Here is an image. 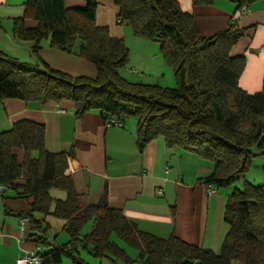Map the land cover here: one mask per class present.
<instances>
[{
	"label": "trees",
	"instance_id": "obj_1",
	"mask_svg": "<svg viewBox=\"0 0 264 264\" xmlns=\"http://www.w3.org/2000/svg\"><path fill=\"white\" fill-rule=\"evenodd\" d=\"M253 1L235 0L236 11ZM113 3L118 24L129 26L136 37L158 43L173 70L174 87L133 82L121 75L128 47L122 37L111 36L107 26L96 23L97 0H86L82 7H67L64 0H24L23 15L13 20V35L33 41L35 48L48 37L50 46L91 62L96 76H71L44 63L25 64L0 54V102L70 100L77 115L96 110L102 121L114 116L121 126L132 118L140 150L162 138L168 147L212 162L213 169L205 177L209 188L228 186L244 176L252 158L264 154V80L254 92L238 84L245 57L231 54V48L243 29L232 21L203 36L178 0ZM25 19L36 24L27 26ZM44 132L43 124L27 119L0 130V184L6 187L0 194L10 190L13 197L27 201L29 209L22 214L29 218L25 239L35 229L41 234L36 241L43 245L49 228L44 218L53 215L65 221L67 242L39 250L41 264L62 257L88 264L80 250L122 264H264V184L245 180L241 189L227 193L223 220L228 228L219 250L213 251L175 235L161 238L140 231L120 209L110 207L105 196L97 204L82 203L66 172L67 153L47 150ZM113 236L136 254L128 253Z\"/></svg>",
	"mask_w": 264,
	"mask_h": 264
},
{
	"label": "crops",
	"instance_id": "obj_2",
	"mask_svg": "<svg viewBox=\"0 0 264 264\" xmlns=\"http://www.w3.org/2000/svg\"><path fill=\"white\" fill-rule=\"evenodd\" d=\"M23 2L0 0V54L25 64L44 63L71 76L95 77L96 68L91 62L74 52L50 46L48 37L41 39L39 48H35L33 41L13 35V20L23 15ZM64 2L67 7H82L86 0ZM178 2L192 14L203 36L213 35L232 21L243 29V37L231 48V54H243L246 58L238 84L248 92L260 90L264 80V0H254L244 13L236 11L235 0H213L210 4ZM116 15L113 0H97L96 23L107 26L111 36L122 37L128 47V62L121 75L133 82L174 87L173 70L160 54L158 43L134 36L129 26L118 24ZM25 23L36 24L31 19H25ZM79 43L77 40L75 49ZM20 119L43 124L45 148L67 153L66 172L82 203L97 204L105 196L108 205L120 209L140 231L161 238L175 235L188 243L219 250L228 228L223 220L227 193L214 186V191H209L205 177L213 169L212 162L181 148L168 147L162 138L148 142L140 150L133 119L125 120L122 126L106 127L98 111L77 115L70 100L3 99L0 130L10 129ZM16 153L22 160V150ZM12 195L10 190L0 194V264H15L17 256L36 246L44 252L67 242L64 219L53 215L44 218L49 228L43 245L36 241L41 234L35 229H31L34 235L30 239H21L19 218L29 205ZM80 255L88 264H104L105 259L106 264H122L113 263L109 257H93L84 250H80ZM47 264L76 263L62 257L59 262Z\"/></svg>",
	"mask_w": 264,
	"mask_h": 264
},
{
	"label": "rangeland",
	"instance_id": "obj_3",
	"mask_svg": "<svg viewBox=\"0 0 264 264\" xmlns=\"http://www.w3.org/2000/svg\"><path fill=\"white\" fill-rule=\"evenodd\" d=\"M243 37L242 35L239 37V39ZM238 39V40H239ZM238 40L235 42L234 45L237 44ZM255 52V51H254ZM246 65V58H245V63H244V68ZM243 68V70H244ZM242 70V72H243ZM241 72V74H242ZM240 74V76H241ZM132 118H129V120ZM248 181L252 184L255 185H260V184H264V154H258L256 156H254L252 158L251 164L249 166V168L246 170V172L244 173V176H241L240 178H238L237 180H235L232 184L228 185V186H223L220 187V190L224 193H229L231 190H233L234 188H239L241 189L243 187V182L244 181ZM91 225V222H89L85 227L84 230H88L89 227ZM113 239L124 249H126V251L132 255L136 254V251L131 248L130 246H128L127 244H125L123 241L119 240L118 238L113 236ZM106 257H104L105 259ZM103 261V260H102ZM107 260L105 259V261H103L104 264H106ZM130 264H136V263H130Z\"/></svg>",
	"mask_w": 264,
	"mask_h": 264
},
{
	"label": "built area",
	"instance_id": "obj_4",
	"mask_svg": "<svg viewBox=\"0 0 264 264\" xmlns=\"http://www.w3.org/2000/svg\"><path fill=\"white\" fill-rule=\"evenodd\" d=\"M246 11V7H242L240 9V13H244ZM102 123L104 126L109 127L113 125L121 126V122L115 118L114 116H107ZM5 185L0 184V192L5 189ZM210 192H213L214 189L209 188ZM29 218L25 215L20 216L19 218V230H20V238H26V230L28 226ZM39 247L36 246L33 250L29 251L24 255L17 256L15 259V264H41L42 258L38 254Z\"/></svg>",
	"mask_w": 264,
	"mask_h": 264
}]
</instances>
